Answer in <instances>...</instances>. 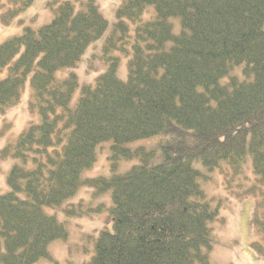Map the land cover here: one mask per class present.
Wrapping results in <instances>:
<instances>
[{
	"label": "trees",
	"instance_id": "16d2710c",
	"mask_svg": "<svg viewBox=\"0 0 264 264\" xmlns=\"http://www.w3.org/2000/svg\"><path fill=\"white\" fill-rule=\"evenodd\" d=\"M34 1L0 0L4 21ZM48 6L50 23L0 45V113L30 81V109L41 118L0 154L15 160L0 195V264L54 262L51 244L69 236L57 213L105 207L64 208L82 187L112 199L111 225L84 264H213L210 226L220 211L203 187L208 172L248 180L249 167L264 184V0H122L103 46L108 68L90 85L74 69L109 28L97 0ZM116 52L129 56L126 80ZM63 69L71 73L61 80ZM160 134L159 150L126 147ZM104 142L116 160L139 162L83 180Z\"/></svg>",
	"mask_w": 264,
	"mask_h": 264
},
{
	"label": "rangeland",
	"instance_id": "374dc122",
	"mask_svg": "<svg viewBox=\"0 0 264 264\" xmlns=\"http://www.w3.org/2000/svg\"><path fill=\"white\" fill-rule=\"evenodd\" d=\"M51 1L35 0L30 8L9 23L3 19L7 12V7H3L0 10V45L11 37L22 35L27 26L38 29L44 24L50 23L54 17L53 11L48 6ZM121 2L122 0H97L110 27L103 37L88 48L74 69L81 84H93L96 78L108 68L103 59V46L106 36L116 23V12ZM115 55L121 58L119 77L126 80L129 56H123L118 52ZM70 73V69H63L57 73V77L62 80L67 78ZM6 75L7 71H4L0 74V79ZM78 94L79 91L73 98V104L76 103ZM32 97L33 91L30 81H28L20 102L0 113V154L7 147L14 145L18 137L32 124L41 123L39 115L32 113L30 109ZM166 140L167 136L160 134L131 143L126 147L130 150L139 147H144L147 150H159ZM14 161L12 157H0V195L9 192L7 181ZM138 162V159L116 160L112 143L104 142L98 146L96 160L92 167L82 173V179L111 178L114 173L127 172ZM249 163L251 167V160ZM113 164L117 165L115 171ZM208 174L210 179L203 182V187L208 196L214 198V205L220 211L219 220L210 226L214 232V246L209 252L211 262L213 264H264V184L256 182L249 167L245 172L249 181L242 177L241 179L230 177L227 181L226 177L218 171L208 172ZM226 181L227 185L231 186L230 188L226 187ZM254 186H256L255 191H250ZM93 191L94 189L89 187H82L77 196L66 201L63 206L65 208L71 203L77 205L82 202L85 203L83 209L88 210L103 204L105 207L102 211L89 215L84 212L78 217H68L62 212L57 213L58 219L67 223L68 239L63 242L55 241L51 244L50 253L54 262L42 259L36 264H84L90 261L95 253L97 232L104 226L111 225L109 217L112 207L110 192L95 197ZM53 211L48 209L49 214L54 215ZM256 218L261 224L256 222ZM258 225H262L263 228L260 229Z\"/></svg>",
	"mask_w": 264,
	"mask_h": 264
},
{
	"label": "bare ground",
	"instance_id": "6f19581e",
	"mask_svg": "<svg viewBox=\"0 0 264 264\" xmlns=\"http://www.w3.org/2000/svg\"><path fill=\"white\" fill-rule=\"evenodd\" d=\"M99 5V4H98ZM99 7H100V5H99ZM100 10H101V8H100ZM101 12H102V10H101ZM104 16V15H103ZM105 17V16H104ZM106 19V18H105ZM107 20V19H106ZM108 21V20H107ZM108 24H109V22H108ZM109 27H110V25H109ZM113 28V27H112ZM108 30H109V28H108ZM108 32V31H107Z\"/></svg>",
	"mask_w": 264,
	"mask_h": 264
}]
</instances>
